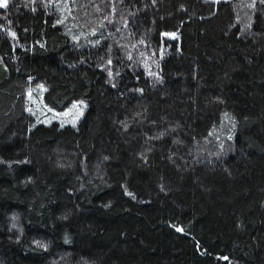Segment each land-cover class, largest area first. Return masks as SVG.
<instances>
[{
	"label": "trees",
	"instance_id": "16d2710c",
	"mask_svg": "<svg viewBox=\"0 0 264 264\" xmlns=\"http://www.w3.org/2000/svg\"><path fill=\"white\" fill-rule=\"evenodd\" d=\"M0 264H264V0L0 7Z\"/></svg>",
	"mask_w": 264,
	"mask_h": 264
},
{
	"label": "rangeland",
	"instance_id": "374dc122",
	"mask_svg": "<svg viewBox=\"0 0 264 264\" xmlns=\"http://www.w3.org/2000/svg\"><path fill=\"white\" fill-rule=\"evenodd\" d=\"M41 95L34 97L32 103L37 107L36 109L41 111L44 116V121H56L63 125L77 126L82 120L87 104L85 102L73 103L64 112H56L54 110L49 111L50 108L42 105ZM75 104V107L73 105ZM42 115V114H41Z\"/></svg>",
	"mask_w": 264,
	"mask_h": 264
},
{
	"label": "snow or ice",
	"instance_id": "6c2138e0",
	"mask_svg": "<svg viewBox=\"0 0 264 264\" xmlns=\"http://www.w3.org/2000/svg\"><path fill=\"white\" fill-rule=\"evenodd\" d=\"M7 6H8V0H0V7H7ZM33 10H35V9H33ZM57 22L59 23L60 21H57ZM9 34L12 35V36H15V33L14 32H10ZM165 35H172V36H174L175 33H166ZM108 63L110 64L111 61L109 60ZM109 75H111V72H109ZM73 107H75V104L73 105ZM49 111H51V109H49ZM61 126H63V123L61 124ZM229 139H231V136H229ZM127 194L128 195H132L130 192L127 193ZM16 219H17L16 216H13L12 217V220L13 221H15ZM13 227H15V224H13ZM176 230L179 231V232H182L183 231L182 228H177ZM37 243H39V242H37ZM41 246H43V245H41ZM222 259L227 260L228 257H222Z\"/></svg>",
	"mask_w": 264,
	"mask_h": 264
}]
</instances>
